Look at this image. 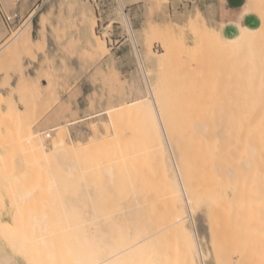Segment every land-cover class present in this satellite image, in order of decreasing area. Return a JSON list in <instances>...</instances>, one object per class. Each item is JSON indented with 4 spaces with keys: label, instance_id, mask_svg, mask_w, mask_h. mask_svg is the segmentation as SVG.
Returning a JSON list of instances; mask_svg holds the SVG:
<instances>
[{
    "label": "rangeland",
    "instance_id": "1",
    "mask_svg": "<svg viewBox=\"0 0 264 264\" xmlns=\"http://www.w3.org/2000/svg\"><path fill=\"white\" fill-rule=\"evenodd\" d=\"M15 1L0 0L6 9L0 7V12L8 15L18 13L19 15L11 24L0 19V45L13 32L25 26L32 11H35V15L32 19L31 35L38 41L27 48L19 47L16 41L0 54V91L4 94V97L0 99V152L3 154L2 157L0 156V184L4 186V192L0 191V211L4 209L5 199H7L12 214V223L0 220V238L3 242L0 241V243L9 250L6 249L7 252L18 259L20 264H40L39 260L37 262L36 234L33 224L36 219L47 223L60 220L56 215L60 207H57L58 204L53 205L52 199H49V182L51 178H55L60 182L61 187L67 186L64 172L60 167V160L71 157L79 160L80 168L83 170L76 173L72 183L69 182L70 190L72 187L71 192L69 187L66 188V192L68 191L72 195L64 190L65 196L68 194L72 198V196L85 193L84 191L80 192V189L90 190L95 196L96 210L100 208L103 213H109L114 209L116 211V208L117 210L126 208L125 210L129 211L131 206H140L141 210L137 207V209L133 208L136 212L140 210L141 213L146 214L149 221L155 226V230L166 229V231L164 230L166 234L162 230L155 237V244L159 245V249H157L160 250L157 254L162 253L160 256L165 258H163L165 264H181V262L184 264L185 259L181 261L183 258L182 239L177 232L176 234L172 232L173 227L168 226L169 223L166 224L167 226L165 223L163 225L161 222L164 219L163 216L159 220L162 226L156 227L159 219V212L156 214L158 208L165 214V217L170 212L168 211L170 210L169 203L167 205V193H170V189L169 191L167 189L170 187L167 186L165 172L164 175L160 170L163 169L159 163L160 160L158 162L157 159V154L160 156V152L155 154L153 151H157V149L151 150L150 145L154 138L151 135L153 129L150 132L149 120L147 122L145 119L146 123L144 119L131 114L130 118L119 121L120 123L116 126L111 125L107 117H104L103 123L107 127L99 122L97 134L94 132L92 122L88 120L79 121L74 125L70 124L82 117L108 108L142 97H149L150 92L145 79L149 77L148 80H150L160 113L163 115L164 111L165 115L171 116V124L173 122L181 124L182 126H180L184 129L186 126L188 127L187 132H183L184 137L186 136L184 138L181 132L183 129H180V126L178 129L175 125H170V127L175 126L178 129L176 131L174 127L176 133L173 132L172 135V139H175L172 143L176 146L181 143L180 146L186 144L188 147L187 144L194 142L193 137L190 136L193 135L191 133L192 124L193 131L197 127L195 136L197 132V136L200 134L204 141L207 140L205 136L209 135V131H218L219 121L222 124V122L230 123L229 120H231V123L246 126L245 132L250 131L253 127L251 125L256 124L253 119L258 120L259 126L264 121V27L259 26L256 38L249 46L238 50V52L217 45L203 47L193 36L190 25H188L189 19L193 18V23L198 27H202L205 21L214 27H219L221 21H226L236 15L239 20L238 14L241 8L239 0H231L228 4L230 5L229 9L224 6L225 3L215 0L205 6L193 7H182L178 0L170 2L160 0L156 2L157 5L152 7L153 2L142 0L140 3L130 4L129 0H124L125 11L130 18L138 49L141 51L142 62L137 57L133 40L125 26L117 0H39L33 10L23 17L19 11L10 12ZM148 18L155 21V30L149 38L141 30ZM91 19L96 21L94 28L91 27ZM251 24L252 27L258 26V23L253 19H251ZM240 26L242 29V22ZM97 36L104 40L107 47L106 53L97 48ZM223 36L230 40L225 34ZM164 38L165 41L166 39L169 42L171 39L176 41L173 53L171 52L174 54L171 60L165 59L167 56L164 57L166 53L162 44L164 42L160 41ZM180 42L181 44H179ZM182 44L183 47L180 46ZM161 59L163 61L165 59V61L163 62ZM138 61L140 62L138 63ZM141 66L144 67L143 71ZM145 71L147 74L144 73ZM22 73L28 74V77L21 80ZM17 79L18 82L13 86L12 83ZM19 103L24 106V111L19 109ZM167 116L164 117L166 121ZM208 116L213 117L210 119ZM225 117H229V120L226 121ZM205 118H209V120L205 121ZM216 118H220L219 121H216ZM199 120L204 121L205 124L202 122L201 124ZM197 121L200 125L197 124ZM164 123L166 122L164 121ZM210 123L212 126L214 125L215 129L203 127L206 124L211 126ZM58 125L64 130L65 140L68 143L74 142L68 145L64 144L68 148L67 151L55 153L52 150V139L56 131L52 129ZM39 131L43 132V137L48 132L52 136L45 137L44 143H40L36 136ZM31 133L33 134L31 135ZM197 136L196 139L201 140ZM246 136L248 139L245 138ZM212 137L210 138L213 139L212 149L214 150L219 145L221 138L215 133ZM243 137L241 138L243 139ZM245 137L243 140L247 142L258 143L260 140L257 139L259 136L256 139H254L255 137L251 139L247 132ZM161 138L164 142L163 136ZM241 138L234 139L238 141L242 140ZM208 140L210 139L208 138ZM245 141L243 142L245 143ZM199 142H194V144H199ZM260 142H262L261 148L263 149L264 142L262 140ZM256 143H252L255 145L250 149H254ZM241 144L237 145L242 147L244 152L245 149ZM202 145L204 148V142ZM247 145L244 147L248 148L251 144ZM187 147H184L187 149L186 151L182 150L183 154L180 153L182 148L180 147L179 154L181 156L185 153L186 157V153L193 149L194 152H190V154L196 155V151L202 153V150L200 151L202 146L200 149L197 147L199 150L196 149V151L193 148L194 145L188 147L191 149ZM261 148L259 147V151H262L264 159V150ZM217 149V152L214 150L215 154L223 151H219L221 147ZM237 149L239 148L237 147ZM213 150V155H210V158L215 155ZM246 150L247 153H245L248 156L249 149ZM257 150V148L254 149L256 152ZM254 151H249V154ZM243 152L239 153V158L245 156L242 154ZM190 154L187 155V158L188 156L192 159L195 157L196 160L198 152L197 156ZM153 155H156L154 159ZM218 155L221 154L216 156ZM201 157L203 158V155ZM16 158L20 159L24 175L20 174L19 168L17 169L14 165ZM212 159L210 160L212 161ZM197 160L201 161L200 158ZM187 161L189 162V159ZM216 161L215 163L212 161V163L216 165L217 162L218 164L221 162ZM227 161V159L224 160L226 164ZM112 162L115 163L112 164ZM194 163L191 166L195 165ZM223 163L222 165H224ZM109 164L117 165L114 166L116 179L111 190L104 183L106 181H104L101 167L109 166ZM218 164L217 167H219ZM196 166L193 168L194 170L190 165L188 166L193 171H190L193 177L194 172L198 174L207 167L199 168L202 167V163L196 164ZM262 167L264 169V161ZM251 170H246L250 172L247 174L245 171L238 172L236 177L238 181L240 179V182L236 185L233 183L237 181L236 179L229 180V183L227 182L229 185L226 182L222 183L223 177L216 171L210 174L207 171L208 173L204 175H202L203 172L200 173L201 179H198L202 180V184L196 177L199 174L195 175L196 179L189 176V179L195 180V182H189L186 179L189 182L186 184L190 185L191 183L193 189V184L195 187L199 184L204 185H199L195 190H192L190 185L189 189L195 191L193 193L197 195L195 217L201 232L203 249L212 253L214 247L212 242L217 243L218 249H216L219 250L220 264L222 262L225 264L232 258V264H264V172L254 169L253 171L256 173H253ZM220 172L223 173V171ZM18 174L20 185L16 184L14 178ZM209 183H213L211 188ZM20 189L30 190L31 197L20 202L17 197ZM68 198L66 197V200ZM216 198H218V202ZM73 199L75 200V197ZM169 201L170 199H168ZM88 204L87 201L84 207L86 213H89L92 206ZM167 207L169 208L167 209L168 213H165ZM215 207L217 211L214 210ZM160 208L164 210L162 211ZM121 213L119 217L121 216L122 221L131 220L130 217H126L128 214L124 215L123 210ZM173 214L174 212L169 214V218L173 219ZM246 220L248 224L245 226L249 228L241 226ZM40 226L42 227L44 224L40 223ZM169 227L172 228L167 229ZM212 229H214L213 232H211ZM169 233H174L179 238L177 239ZM59 237L60 235L58 237L50 236L49 242L53 241L56 245L59 244L58 248L60 249L62 245L58 242H62V240H59ZM59 249L56 252V264H63L62 250ZM215 256L213 258L211 255L206 263L218 264V258Z\"/></svg>",
    "mask_w": 264,
    "mask_h": 264
},
{
    "label": "bare ground",
    "instance_id": "2",
    "mask_svg": "<svg viewBox=\"0 0 264 264\" xmlns=\"http://www.w3.org/2000/svg\"><path fill=\"white\" fill-rule=\"evenodd\" d=\"M141 1L142 0H129L130 4H137V3H140ZM145 1L146 2H153L151 4V7H152V6H155L156 2H159L160 0H145ZM117 2L120 6V11H121V15L124 19L125 26L127 27L128 31L131 35V38L133 40L135 51L137 52V57H139V60L143 62L142 57H141V51L138 49L136 36L133 33L134 29L131 25V21H130V18L128 16V13H126V11H125L126 10L125 1L124 0H117ZM218 2L219 3L220 2L225 3V0H218ZM34 15H35V11L30 14V16L27 19L24 27H22V28L20 27V29L13 32V34L6 41H4L2 43V45H0V54L5 49L7 50V48L10 47L16 41H17V44H19V47H24V48H27L30 45H32L38 41L37 39H34L31 35V24H32V19H33ZM238 16H239V19L247 18V17L254 18L257 21L258 26L252 28V27H248L249 25L248 26L243 25L242 29L239 30L238 35L233 37V38H229L230 40H228L226 37L223 36L224 35V32H223L224 29L223 28H226V27H224L225 26L224 21L220 22L219 27H214L203 19V21H205L204 23L202 21L203 26L198 27L193 23V21H192L193 18H191V19H189L188 25H190L189 27L193 32V36L199 42V45L202 44L203 47L210 46V45H217V46L233 49V52H238V50H241V49L249 46V44L256 38L257 33H259V30H258L259 26L264 27V0H245L244 4L241 6V8L239 10ZM186 18H188V17H186ZM148 19H147L146 24L144 23L145 26L142 27L141 30L149 38V36L155 30V21H154V19L153 20L152 19L148 20ZM95 22L96 21L94 19H91V23H92L91 27H93V28L95 27ZM160 41H161V43H162V41L164 42V43H162L164 46V50L166 52V53L164 52L165 53L164 57L165 56L169 57V58L166 57L165 59L171 60L172 55H174L172 53H173V46L176 43V41L172 40V39L170 40V42L167 39L165 41V38H164V40L162 39ZM96 44H97V48L100 49L101 52L102 51L105 52L107 50V47L104 43V40L101 39L99 36H97ZM179 44H181V42ZM180 46L183 47L184 45L182 44ZM165 59H164V61H165ZM157 60H159V59H157ZM140 61H138V63ZM141 65H143V63H141ZM142 69L144 70V67H142L141 70ZM118 72H120V71H118ZM144 73H146V71ZM25 77H28V74L22 73L21 74V80ZM148 78L149 77H147L145 79H146L147 86L149 88L148 91L150 92L149 97H142L139 99H135V100H132L130 102H127V103H124V104H121V105L100 111L98 113L91 114V115H88L86 117H82L79 120L73 121L70 125H72V124L74 125L75 123H77L79 121L88 120V121L92 122L93 127H94V132H95V134H97L98 133V123L102 122V124H104V127H105L106 124L103 122H104V119L106 117H107V120H109V122H111V125H116V126H118V123H120L124 119L128 118L129 116L131 117V114L135 115L134 117L138 116V118L144 119V121H145V119L147 122L149 120V122L151 123V124L149 123L150 132L153 129L151 135L154 138L153 142H152L153 144L151 143V145H150L152 148L150 146L149 147L151 148V150H153V148H155L154 150L157 149V151H153L155 154L160 152L161 157L157 154L158 162L160 160L159 163H161V166H162L161 168H163L160 170L163 174L165 172L166 175L165 174L164 175L166 176V179H167L166 183H168L167 186L170 187L167 189L168 191L170 189V193H167V205L169 203L168 207L170 208V210H168V211H170V212L169 213L167 212V209H169L167 207L165 209L166 210L165 213L167 212L168 215L166 214L167 217H165L164 216L165 214L163 212L159 211V208H158V211L156 212V214L159 212L158 214L160 217L158 215L153 214L154 216H158V218H159V219L156 218V219H158V222L155 220L158 223L157 224L158 226L156 225V227L162 226L161 225L162 223H163V225L165 223V226H167L166 224L169 223L168 226H172L173 228L169 227L167 229L172 228L171 230H172V232H175V234L177 232V234L182 239L181 240V243H182L181 248L183 249L182 250L183 258L181 257L182 258L181 261H183V259H185L184 264H207L206 262H207V260H209V258H211V255L213 258H214V255H216L215 257L218 258V254H219V250H217L218 245H217V243L212 242L213 246H214L212 253L208 252V250L205 251L203 249L202 241H201V232L198 228L197 220L195 217V206H196L195 202L197 200V195H195L193 193L195 191H191V189L195 190L197 187H199V185L204 186V185H201L202 180L200 181L201 177H199V176H201L202 172H203L202 175H204V174H207L208 172L210 174L212 172L215 173L214 171H216V173H218L221 177H223L221 179L222 183L223 182L227 183L229 180H231V181H234L235 179L237 180L236 174L240 171L241 172L245 171V173L247 174V173H250L247 171L251 170L253 168L251 171H253L255 169V171L258 170V172L259 171L264 172V169L262 167V164L264 161V159L262 157L263 154H262V151H259V147L260 148L262 147V142H260V141L262 140L264 142V121L262 122V125L259 126L257 123L258 120L253 119V121L256 124L253 123V125H251V127L253 126L252 130H255V129L256 130L255 131H252V130L246 131L247 133H249V136H251V139H253L254 137H255L254 139H256L259 136V138H257V139H260V140H258V143L253 142V141L247 142V141L243 140L245 135H246V132L244 131V130H247V129H244V128H246V126H244L243 124L231 123L232 121L229 120V117H225V118H227L226 121L229 120L230 123L229 122H227V123L222 122V124L219 121L220 118H216L217 119L216 121H219L218 123L220 124V125H218V123H217L219 129H221V130L223 129V131L220 130L221 131L220 132L218 128H217L218 131L215 130V132H213L214 130L209 131V129H208V131L211 133V135L207 131V133L210 136L206 134L205 137L207 140H205V141L202 140L203 138H201L200 134H198V136H197V132H196V136L198 139L200 137L201 140L196 139V136L194 133H195V130L197 129V127L195 126L196 128L193 131L194 127L192 124V127L191 126L190 127L192 129L191 133L193 135H190V136L193 137L194 142L200 141L202 144L204 142L205 146L203 148V145L200 142H199V144L196 143V145L198 144L196 146L193 142L192 143L194 145V147H193V145L190 142L187 145L195 148V151H196L197 147L200 149V147L202 146L200 149V151L202 150V153L199 151H196V155H193L194 153L190 154V152H194V149L192 151H190V152L188 151L186 153L187 155L190 154L193 156H197V152H198V156L196 157V160H195V157H193V156L192 157L194 160L192 158H190V156H188V158H187V155H186V157H185V153H184V155L181 156L179 154L180 147H182L180 153L183 154L182 150L184 149L183 151H186L187 149H185L184 147H187V146H186V144H183L185 146H180L181 143L179 144L180 147L176 146L174 143H172L175 140V139H172V137H173L172 135H173V132L175 134L176 131L182 125L180 124L181 125L180 126L178 124H174V122L171 124V122H172L171 118H170L171 116H167V114L165 115L164 111H163V115L160 113V109L158 108V103L156 102L154 91L152 89V86L149 82L150 80H148ZM15 84L16 83H14V85ZM3 97H4V94L0 91V99ZM224 113H226V112H224ZM141 116H142V118H141ZM165 116H167V118H168L167 121H166V119L164 120ZM208 117L210 119H212L213 116L212 117L208 116ZM209 118H205V121H208ZM172 120H174V118H172ZM164 121L166 123H164ZM199 122L200 123L202 122L203 124H205L204 121L199 120ZM199 122L197 124H199ZM153 124H155V125L152 127ZM166 125H167V127H166ZM170 125H175L178 129H176L175 126L170 127ZM207 125L208 124H206L204 126L202 125V126L204 128H207V127L212 128L214 126V125L212 126V124H211V126L210 125L207 126ZM66 126H67V124H66ZM174 127H175L176 131H174ZM258 127L260 128L259 130H258ZM261 128H262V130H261ZM168 129H170L169 132L170 131H172V132L169 133ZM180 129H183V131L181 130V132L183 134V132L184 133L187 132L188 127L186 126L185 129L181 127ZM213 129H215V128L213 127ZM52 130L56 131V133L52 139L53 140V144H52L53 149L52 150H54L55 153H58L61 151H67L68 148H67V146H64V144L68 145L74 141H71L70 143H68L65 140L64 130L62 129L61 126L58 125L57 127H54ZM257 130H258V132H257ZM181 132H180V134H181ZM243 132H245V133H243ZM48 133L45 135L46 138H48V136H47ZM198 133H200V132H198ZM204 133H206V132H204ZM213 133H215L216 135L218 134L220 136L221 141L219 140V143L217 142L219 145H217L216 147L219 149L221 147V150H219V151L223 150L222 151L223 153L218 152L215 154V151L217 148L214 149L215 151L212 149L214 146L213 145L214 142L212 139V138H214V137H212ZM257 133H259L260 135ZM32 134L33 133H31V135ZM254 134H257L258 136L254 135ZM42 135H43V132L39 131L36 133V136L38 137L40 143H44L43 141H44L45 137H43ZM252 135H253V137H252ZM51 136L52 135L50 133V137ZM161 136H163L164 142L162 141ZM182 136L184 137V134ZM247 136L245 138H247ZM207 137L210 140H208ZM210 137H212V138H210ZM241 137H243V139ZM216 138H218V137H216ZM224 138L229 139V140L226 141V139L224 140ZM234 138L236 140L238 138H241L242 140L239 139L238 141H236ZM160 139H161V141H160ZM193 139L191 141H193ZM186 141H184V143H187ZM209 141H210V144H209ZM240 141L242 144L240 143ZM243 141H245V143ZM179 142H180V140H179ZM206 142H207V144H206ZM250 142L256 143V146L254 149L256 150V148H257L258 149L257 152L254 151V149H250V147L252 148L255 145V144H252ZM247 143H250L252 146L250 144L247 145ZM221 144H222V146H221ZM237 144H239V145L241 144L243 146V149H245L244 152L242 150V147L238 146ZM257 144H260L261 146L260 145L257 146ZM199 145H201V146L199 147ZM246 145L247 146L250 145V146L248 148L247 147L245 148L244 146H246ZM263 145H264V143H263ZM207 146H209L210 148ZM178 147H179V149L177 150ZM237 147L239 149H241V151L243 152L242 153L243 155L245 154V156L243 158H239V155H240L239 153L241 151H239V149H237ZM188 149H191V148H188ZM199 149H197V150H199ZM206 149H208V150L205 152ZM246 149H249L250 152L254 151V153L249 154V151H248V154H247L248 156H246V153H247ZM212 150H213V153L215 154L214 157H216V158H214L212 156L213 159L210 158L211 157L210 155H213ZM251 150H253V151H251ZM261 150H264V147H263V149L261 148ZM203 151H204V154H203ZM153 152H152V154H153ZM207 152H209V153L207 154ZM234 152H236L238 156ZM219 153L222 156L221 155L216 156ZM226 153H230V154H226ZM251 154L252 155L255 154V155L250 157L249 155H251ZM202 155H203V158L201 157ZM230 155H231V157H230ZM0 156L1 157L3 156V154H1V152H0ZM154 157H156V155H153V159H154ZM204 157H206V158H204ZM222 157H223V159H222ZM182 158H184L185 160ZM197 158H200L202 162L198 161L199 159L197 160ZM188 159H189V162L187 161ZM203 159H204V163H203ZM207 159L208 160L212 159L213 163H215V160H217L219 162L221 161L222 163L226 159L228 161H227V164L225 163L226 162L225 161L223 163L224 165H222L221 162L218 164V162L216 161L217 164L219 165V167H217V164L216 165L213 164L211 160H210V162H211L210 163V162H208ZM229 160H232V161H229ZM238 160H239V162H238ZM155 161H156V159H155ZM190 161H191V163H190ZM193 162H195L194 163L195 165L191 166V164H193ZM206 162H208L209 165L212 164L211 165L212 167L211 166L208 167L209 165ZM114 163L112 162V164H114ZM200 163H202V167L200 166L199 168L203 169V167L205 168V166L208 165L207 166L208 170L206 169L207 168L206 167L204 170L206 173L203 170H201V172H198L199 175L197 174V172L196 173L194 172L195 174L193 173V175H194V177H193L191 175L190 171H192V169L195 168L196 164H200ZM234 163H238V164L234 165ZM157 165H158V163H157ZM187 165L188 166L190 165V167H192V169L190 168L191 169L190 170ZM114 166H117V165H114ZM114 166L110 165V164H109V166H107V165L101 166L102 172H103L102 174H104L103 176L105 178L104 181H106L104 183H106L110 187V190L112 189L111 186H113V184L115 183V179H116V177H115L116 172H115ZM184 166H187V167L184 168ZM214 166H216L217 169ZM60 167H61L62 171L64 172L65 182L68 183L67 186L63 185V187H61L60 182L58 180H56L55 178H51V180L49 182V189H48L49 199H52V203H54L53 205L56 206L58 204L57 207L58 206L60 207V208H58L57 213H56V215L58 216V219H60V220H57L53 223H47V222H40L38 219H36L34 221V224H33L34 233L36 234V237H35L36 245H37L36 255L38 256L37 257V262L39 260L38 263H40V264H56L57 263L56 252L59 249L58 248L59 244L56 245V243L53 241L49 242V237L54 236V235H56V237H58V235H60L59 240H62V242H58V243H61V245H62V247H60V249L62 250L61 253L63 255V261H62L63 264H165V262H164L165 260L163 261L164 257L162 258L160 256V254L162 255V253L157 254L158 251H160V250H158L159 245H156L155 241H154L156 235L159 234L163 230V228H161V229L157 228L158 230H155V228H154L155 226H153L152 222L149 221V219L147 218V215L144 213H141L142 211L140 212V210H141L140 206L139 207L136 206L138 209H140L137 212H136V210H134V208H136V207L131 206V207H129L130 210L129 211L127 210L129 213L125 210L126 208L125 209L122 208L121 210H119V209L117 210V208H116V211H114L115 210L114 209V210H112L113 212L108 211L109 213H103L99 207H98L99 209L97 208L98 210H96V206H95L96 204H94V203H96L95 202V196L92 195V191H90V190L88 191L85 188H83V190L80 189V192H82V191L85 192L84 194L80 193V194H78L79 197L76 195V196H72V198H70L69 196L72 194L69 193L68 191L66 192V190H67L66 188L69 187V182H71V183L73 182L72 179L75 178L76 173L79 171H82L83 168L81 170V168H80L81 165H80L78 159H72L71 157H67V159H65V160H60ZM221 167H222V170H221ZM213 168H214V170H213ZM218 168H220V170H218ZM235 168L237 169V172H236ZM242 169H244V170L242 171ZM187 170H188V172H187ZM196 170H197V166H196ZM18 171L20 172V174L24 175L22 165H21V170L18 169ZM220 171H223V173L225 172L224 174H226L227 176H225ZM226 171H227V173H226ZM255 171H253V173ZM188 173H189V175H187ZM195 175H198L196 177H197V180L201 184H199L197 187H195V184H193L194 185V189H193L191 183H190L191 186L189 184L187 185L186 183H189L191 181V179H189V176L191 178H195ZM186 177H188V178H186ZM227 177L230 179H228ZM14 178H15L16 184L20 185L19 174L16 175ZM198 178H200V179H198ZM186 179L189 182H187ZM225 179H226V181H225ZM192 181L195 182V180H192ZM238 182H240V179H239V181L237 180L236 182H233V183L236 185ZM226 183H224V184H226ZM211 184H213V183H211ZM211 184H210V188H211ZM234 184H233V186H235ZM208 185H207V187H208ZM108 186H105V187H108ZM189 186H190V188L191 187L192 188L189 189ZM68 189L71 192L72 187H71V190H70V187ZM64 190L66 193H69L70 195L67 194L68 196L67 195L65 196ZM205 190H206V188H205ZM210 191H212V190H210ZM213 192H215V191H213ZM31 195H32V193L30 190L20 189L17 197H18V200L20 202H24L28 198H30ZM168 196H169V198H168ZM66 197L67 198L69 197V198L66 200ZM73 197H75V200L73 199ZM217 197H219V196H217ZM168 199H170L169 202H168ZM87 201L90 205H92L89 213H86L84 211L85 210L84 209L85 203H87ZM216 201L218 202V198H216ZM217 202H216V204H217ZM57 207H56V209H57ZM129 208H127V209H129ZM219 208H220V206H219ZM122 210L124 211V213L127 212L124 215L128 214V215H126V217H128V218L130 217L131 218L130 221L125 220V219H123L125 221H122V219H120L121 216L119 217V215L122 212ZM160 210H162V209L160 208ZM214 210L217 211L216 207L214 208ZM138 212H139V214H138ZM172 212H174L173 219L169 218V216L172 214ZM161 213H163V214L161 215ZM121 214H123V213H121ZM161 216H163L162 218H164V219L161 220ZM166 218H167V220H166ZM154 219H155V217H154ZM168 219L169 220L171 219V221H170L171 223L169 222ZM159 220H161L162 223ZM186 222L187 223L189 222L188 223L189 225ZM247 222L248 221L246 220V222H243L241 224V226H245L246 224H248ZM40 223L44 224V226L41 227ZM246 228H249V227H246ZM164 230L166 231V229H164ZM164 230H163V232H164ZM213 231H214V229L211 230V232H213ZM164 233L166 234V232H164ZM169 234H173V236L177 237V239L179 238V236L174 235V233H169ZM211 234H213V233H211ZM214 240H216L215 237H214ZM214 240H212V241H214ZM158 255H159V257H158ZM179 256H180V254H179ZM179 259H178V261H180ZM213 261L216 262L215 260H213ZM217 261H218V264H220L219 258L217 259ZM168 263H170V262H168ZM232 263H233V258L231 260H229L227 263L225 262V264H232ZM0 264H19L18 259L14 255H12L11 253L7 252L6 248L1 243H0ZM181 264H183V262H181ZM222 264H224V263L222 262Z\"/></svg>",
    "mask_w": 264,
    "mask_h": 264
},
{
    "label": "crops",
    "instance_id": "3",
    "mask_svg": "<svg viewBox=\"0 0 264 264\" xmlns=\"http://www.w3.org/2000/svg\"><path fill=\"white\" fill-rule=\"evenodd\" d=\"M38 1L39 0H16L15 3H14V7L10 10V12L19 11V13H20V15L22 17L26 16V14H28L29 12H31L33 10L34 6L37 5ZM215 1L218 2V0H215ZM244 1L245 0H239V2H240L239 4H241V6H242L244 4ZM229 2H231V0H225L226 8H230V5H228ZM205 5L206 4H204L203 6H205ZM0 7H1V9L6 10L4 8V6L1 4V2H0ZM251 19L256 21L254 18H251V17L242 18V19L238 20L237 19V15L236 16H232L230 19H227L226 21H224V24H225L224 27H226V28H223L224 29L223 32H224L225 36H227L229 38H233V37L237 36L238 33H239V30H240V27H241L240 26L241 22L245 26L249 25L248 27H252L253 25L251 24ZM252 28H254V27H252ZM17 82H18V79L15 80L14 83H17ZM14 83H12L13 86L16 85V84L14 85ZM82 92L84 93L83 88H82ZM15 100L17 101V98H15ZM18 107H19V109L21 111L25 110L24 106L22 104H20V103L18 104ZM14 165H15V167H17V168H19L21 170V163H20V159L19 158L15 159ZM3 187H4L3 184H0V191H2V192H4ZM0 220L4 221V222L12 223V214L10 212V204H9V201L7 199H5L4 209L2 211H0ZM0 241L2 242L1 238H0Z\"/></svg>",
    "mask_w": 264,
    "mask_h": 264
},
{
    "label": "built area",
    "instance_id": "4",
    "mask_svg": "<svg viewBox=\"0 0 264 264\" xmlns=\"http://www.w3.org/2000/svg\"><path fill=\"white\" fill-rule=\"evenodd\" d=\"M169 2L171 0H168ZM214 0H178L179 5L184 6H203L204 4H207L209 2H212ZM1 11V10H0ZM19 17L18 13H13L11 15H8L7 13L0 12V19L4 20L7 24H11L14 19H17ZM50 137V133L47 135Z\"/></svg>",
    "mask_w": 264,
    "mask_h": 264
}]
</instances>
